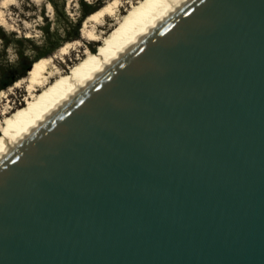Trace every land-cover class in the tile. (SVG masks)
Returning <instances> with one entry per match:
<instances>
[{
	"label": "water",
	"instance_id": "95a60500",
	"mask_svg": "<svg viewBox=\"0 0 264 264\" xmlns=\"http://www.w3.org/2000/svg\"><path fill=\"white\" fill-rule=\"evenodd\" d=\"M0 264H264V0H193L5 157Z\"/></svg>",
	"mask_w": 264,
	"mask_h": 264
},
{
	"label": "bare ground",
	"instance_id": "6f19581e",
	"mask_svg": "<svg viewBox=\"0 0 264 264\" xmlns=\"http://www.w3.org/2000/svg\"><path fill=\"white\" fill-rule=\"evenodd\" d=\"M192 1L110 0L89 14L81 30L82 38L88 40V45L77 42L73 49V45L67 43L58 50L66 64L68 61L64 58L71 53L69 48L79 53V57L72 60L70 71H64L65 67L61 64L56 65L52 57L37 59L28 69L26 77L15 81L16 88L25 85L24 104L27 107L21 112L19 109L23 105H11L9 101L3 103V98L8 97L0 94V162ZM14 4L15 0H0L1 26L7 23L3 9ZM118 12L123 14L122 18L116 17ZM107 17H113L114 22L108 25L105 22ZM116 29L118 32L106 40L105 37ZM95 43L98 52L90 55ZM83 47L89 50L87 56L81 51ZM57 56L54 58H59ZM51 63L52 70L49 69ZM15 110L18 112L15 113ZM14 113L19 116L15 118Z\"/></svg>",
	"mask_w": 264,
	"mask_h": 264
},
{
	"label": "rangeland",
	"instance_id": "374dc122",
	"mask_svg": "<svg viewBox=\"0 0 264 264\" xmlns=\"http://www.w3.org/2000/svg\"><path fill=\"white\" fill-rule=\"evenodd\" d=\"M109 1L15 0L14 5L3 9L7 23L5 26L0 25V94L3 93L4 96L8 97L7 99L3 98V103L9 101L11 105H23L19 112L26 109L27 106L24 104L25 85L23 84L21 88L14 87L15 82L9 86L3 87V85H8V81L12 79L22 81L27 75V68H30L41 57H52L51 60L56 65L61 64L65 67L64 71H70V67L73 66L72 60L79 57V53L69 48L68 51L71 50V53L64 58L68 61L66 64L61 60L62 56L58 54V50L67 43L73 45L71 46L73 49H75L77 42L88 45V40L82 38L81 30L84 22L78 31V38L74 40L71 38L76 33L75 22L82 14V2L93 3L95 9H98ZM118 13L116 17L122 18L123 14ZM105 22L109 25L114 22V19L107 17ZM118 29L110 32L105 39H111L118 32ZM97 50L98 46L95 43L90 55L97 53ZM81 51L87 56L89 50L83 47ZM55 55H58L59 58H54ZM52 66L51 63L49 69L52 70ZM53 86L54 83L51 87ZM14 112L18 111L15 110ZM15 115V118L19 116L18 114Z\"/></svg>",
	"mask_w": 264,
	"mask_h": 264
},
{
	"label": "trees",
	"instance_id": "16d2710c",
	"mask_svg": "<svg viewBox=\"0 0 264 264\" xmlns=\"http://www.w3.org/2000/svg\"><path fill=\"white\" fill-rule=\"evenodd\" d=\"M53 2V1H52ZM95 10H97V9H95V6L93 5V3H86V2H82V14H81V16L78 18V20L75 22V30H76V33L71 37L73 40L74 39H77L78 38V31H79V29H80V27H81V24H82V22L85 20V18L89 15V14H91L92 12H94ZM29 68H27V70H28ZM16 81V79H12V80H9L8 81V85H3V87L4 86H9V85H11L13 82H15ZM2 87V88H3Z\"/></svg>",
	"mask_w": 264,
	"mask_h": 264
}]
</instances>
